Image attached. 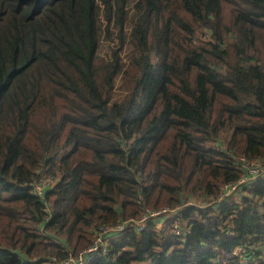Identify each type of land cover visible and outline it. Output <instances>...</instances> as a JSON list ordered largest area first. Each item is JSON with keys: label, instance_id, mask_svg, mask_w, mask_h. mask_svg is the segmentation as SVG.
Wrapping results in <instances>:
<instances>
[{"label": "trees", "instance_id": "trees-1", "mask_svg": "<svg viewBox=\"0 0 264 264\" xmlns=\"http://www.w3.org/2000/svg\"><path fill=\"white\" fill-rule=\"evenodd\" d=\"M257 165L264 0H0V264H264Z\"/></svg>", "mask_w": 264, "mask_h": 264}, {"label": "built area", "instance_id": "built-area-1", "mask_svg": "<svg viewBox=\"0 0 264 264\" xmlns=\"http://www.w3.org/2000/svg\"><path fill=\"white\" fill-rule=\"evenodd\" d=\"M253 163H249V165H252ZM259 165H257L255 168H251V174L254 170L257 174H259L260 170ZM258 171V172H257ZM249 176V177H250ZM246 179H242L241 182L245 181ZM251 180V179H248ZM235 188L236 186H232ZM231 188V189H233ZM34 193L37 195H41L42 193V187L41 184H35V190ZM229 193V192H228ZM150 214V213H149ZM149 214H145L138 220L136 218L127 219V220H121L113 227L114 230H121L126 228L127 226L134 225L138 230H143L146 227V224L148 222V219L146 216H149ZM154 213H151V215ZM109 239L107 236H105L104 232L97 233L93 242L85 249L78 251L77 253L69 252L67 253V256L63 259H56L53 258L51 260H47L46 262L43 261V264H88L93 258L99 257L102 255H105L109 251Z\"/></svg>", "mask_w": 264, "mask_h": 264}, {"label": "rangeland", "instance_id": "rangeland-1", "mask_svg": "<svg viewBox=\"0 0 264 264\" xmlns=\"http://www.w3.org/2000/svg\"><path fill=\"white\" fill-rule=\"evenodd\" d=\"M228 13V12H227ZM199 34V33H198ZM198 38H200V39H204V38H207V36L203 33V34H200L199 36H198ZM106 46H107V43H104ZM108 51V48L106 49V48H104L102 51H101V53L102 54H106V52ZM261 174H264V166H262V169L260 170V172H259V174H257L254 170L252 171V175L249 177V179H251V180H255L257 177H258V175H261ZM263 176V175H262ZM35 190V185H34V187H33V191ZM234 196H232V198H233ZM146 209V208H145ZM145 209L144 210H142V211H140V212H143L141 215H139L137 218H136V220H138V219H140L143 215H144V211H145ZM150 213V214H149ZM151 213H157V211H155V212H152L151 210H146L145 211V214H149V216H146L147 217V219H148V222L151 220L150 218H152L151 216L153 215H151ZM155 217V216H154ZM147 222V223H148ZM166 223V221H162V222H160V223H158V225H159V227H162L163 226V228L164 227H166L167 228V230H168V226H169V224H168V226L167 225H164ZM131 226H134V225H131ZM111 228L112 227H109V228H106V231H108V230H111ZM170 228L171 227H169V230H170ZM158 230V229H157ZM96 232V231H95ZM117 232V231H116ZM105 234V233H104ZM228 256H232V263H230V262H227V260L225 261V264H239V262H242L241 264H249L248 263V261L247 260H244V257H245V251H244V248H242V247H238V246H235L234 248H233V250H232V252L228 255ZM235 258L238 260V261H236L235 260ZM135 264H148V261H145V262H143V263H141V262H139V263H135Z\"/></svg>", "mask_w": 264, "mask_h": 264}, {"label": "crops", "instance_id": "crops-1", "mask_svg": "<svg viewBox=\"0 0 264 264\" xmlns=\"http://www.w3.org/2000/svg\"><path fill=\"white\" fill-rule=\"evenodd\" d=\"M160 220H162V221L164 222V221H165V217H162ZM162 221H161V222H162Z\"/></svg>", "mask_w": 264, "mask_h": 264}]
</instances>
